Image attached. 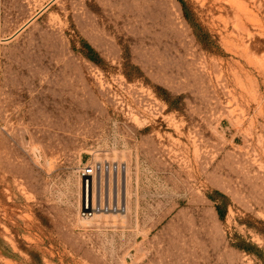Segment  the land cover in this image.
Listing matches in <instances>:
<instances>
[{
  "label": "rangeland",
  "instance_id": "rangeland-1",
  "mask_svg": "<svg viewBox=\"0 0 264 264\" xmlns=\"http://www.w3.org/2000/svg\"><path fill=\"white\" fill-rule=\"evenodd\" d=\"M184 1L0 0V264H264V0Z\"/></svg>",
  "mask_w": 264,
  "mask_h": 264
},
{
  "label": "built area",
  "instance_id": "built-area-1",
  "mask_svg": "<svg viewBox=\"0 0 264 264\" xmlns=\"http://www.w3.org/2000/svg\"><path fill=\"white\" fill-rule=\"evenodd\" d=\"M104 169L105 168H103L102 166H98V165L89 166L83 169L81 172V178L85 182L86 186L89 185L90 181L94 178V176H96L98 173H100ZM106 169H109V167H106ZM104 211H105L104 208L96 207L94 205L90 206L89 203L86 202L82 208L81 216L83 219L90 220Z\"/></svg>",
  "mask_w": 264,
  "mask_h": 264
},
{
  "label": "trees",
  "instance_id": "trees-1",
  "mask_svg": "<svg viewBox=\"0 0 264 264\" xmlns=\"http://www.w3.org/2000/svg\"><path fill=\"white\" fill-rule=\"evenodd\" d=\"M182 6V9H183V12H184V17L185 19L188 21V23L194 25V27H196V23H195V20L192 16V12L190 11V8L189 6L186 4V2L184 0H178ZM88 50V58L92 61H96V57H97V54L96 52L90 47V46H85ZM217 212H218V215L221 219L224 218L225 216V212L223 210V207L221 206H217Z\"/></svg>",
  "mask_w": 264,
  "mask_h": 264
}]
</instances>
